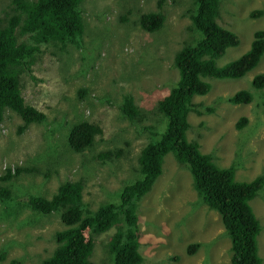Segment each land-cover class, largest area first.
I'll return each mask as SVG.
<instances>
[{"label": "rangeland", "instance_id": "1", "mask_svg": "<svg viewBox=\"0 0 264 264\" xmlns=\"http://www.w3.org/2000/svg\"><path fill=\"white\" fill-rule=\"evenodd\" d=\"M160 1L164 25L146 31L138 23V14L157 10ZM9 2L0 0V11ZM192 6L193 0H83L82 45L71 43L62 51L52 49L55 54L40 53L34 66L36 79L26 78L24 96L41 108L47 119L29 124L21 132L22 119L7 110L0 124V175L8 168H31L11 180L16 194L51 197L61 181L83 178V198L95 210L103 201L117 200L123 186L141 176L138 156L150 137L145 127L155 126L157 133L165 129L158 124L161 117L156 105L177 79L178 69L171 62L174 53L200 35L189 16ZM257 10L263 13L252 16ZM218 21L241 39L239 46L229 48L218 59L223 65L245 52L254 32L264 29V0H221ZM261 72L264 54L256 68L243 77L212 78V89L194 96V102L201 103L200 108L211 106L213 112L199 115L191 111L188 116V135L199 137L201 150L216 156L220 166L234 165L237 180H251L264 173V89L254 88L252 81ZM82 88H88V93L82 94ZM240 89L249 90L253 100L231 102L229 98ZM124 94L133 95L142 111L140 122L129 121L120 111ZM62 116L72 121H96L103 134L92 147L69 151L67 141L61 146L53 141L65 134ZM241 116L248 118L243 128L237 126ZM51 143L57 148L52 150ZM107 150L112 155L105 161L97 156ZM251 204L261 223L258 252L264 260V188ZM31 212L23 208L18 219L41 218ZM138 213L141 264H231V239L218 211L200 199L191 171L172 152L165 156L162 174L141 198ZM43 218L41 223L29 224L26 232L0 222V252L8 251L0 264L13 258L18 259L17 264H40L55 246L54 231L63 224L58 214ZM113 231L95 236L93 264L110 261L103 259L101 241ZM194 242L200 245L189 252Z\"/></svg>", "mask_w": 264, "mask_h": 264}, {"label": "trees", "instance_id": "2", "mask_svg": "<svg viewBox=\"0 0 264 264\" xmlns=\"http://www.w3.org/2000/svg\"><path fill=\"white\" fill-rule=\"evenodd\" d=\"M81 1L10 0L0 11V124L7 110L16 112L22 119L21 132L29 124L47 119V114L24 96L28 84L26 78L36 79L34 66L40 53L49 51L55 54L52 49L62 51L71 43L82 45ZM193 2L189 16L200 37L185 42L172 58V65L178 69L177 79L156 105L161 117L158 124L165 129L157 133L155 126L145 127L149 129L150 137L138 156L141 176L124 185L117 200L103 201L97 209H91L83 198V178L61 181L51 197L35 193L24 195L15 190L20 193L16 194L10 186L11 180L31 168L17 166L14 172L8 168L0 175V222L6 221L8 228L16 225L17 229L26 232L29 224L41 223L43 217L60 215L63 224L54 231L55 246L40 264H93L95 236L111 229L114 231L101 241L104 261L110 259L107 264H141L144 257L139 241L140 200L162 174L165 156L170 152L188 166L200 199L220 214L231 239V264H264L258 252L261 223L251 204L264 188V173L251 180H237L234 165L220 166L216 156L201 150L199 137L188 135L191 111L199 115L213 112L211 106L200 108L201 103H195L194 96L209 92L212 78H240L254 70L264 54V29L254 33L246 52L219 65L218 59L230 46L239 44L240 37L219 23L221 0ZM262 13L257 10L251 15L256 17ZM165 18L160 1L157 10L139 13L137 19L143 29L154 32L164 25ZM252 81L254 88L264 89V72L255 74ZM80 90L82 94L89 91L88 88ZM98 99L102 100V97ZM229 100L249 103L253 94L240 89ZM119 109L133 123L143 119L131 94L123 95ZM60 119L63 131H66L63 137L57 136L53 141L59 146L67 141L69 151L89 148L94 145L96 137L103 134V127L96 121L82 118L72 121L63 116ZM247 123L248 118L241 116L237 126L243 128ZM56 143H51L52 150L57 148ZM111 155L110 150L97 154L104 161ZM23 208L31 209V213L41 218L34 216L28 222L18 219ZM199 245V242L191 243L189 252H194ZM7 253V250L0 252V261L8 257ZM18 262L13 258L7 264Z\"/></svg>", "mask_w": 264, "mask_h": 264}, {"label": "clouds", "instance_id": "3", "mask_svg": "<svg viewBox=\"0 0 264 264\" xmlns=\"http://www.w3.org/2000/svg\"><path fill=\"white\" fill-rule=\"evenodd\" d=\"M82 3H83V0L81 1V9H82V19H83V23H84V27H83V29H85V18H84V14H83ZM193 3H194V2H193ZM192 7H193V6H192ZM189 9H190V8H189ZM193 27H194V26H193ZM194 29H195V28H194ZM195 30H196V29H195ZM196 31H197V30H196ZM256 31H257V30H256ZM256 31H255V32H256ZM197 32H199V31H197ZM255 32H254V33H255ZM83 33H84V30H83ZM199 33H200V32H199ZM238 36H239V35H238ZM199 37H200V35H199L198 37H196L193 41H195V40H196L197 38H199ZM253 39H254V37H253ZM193 41H190V42H193ZM252 41H253V40H252ZM240 42H241V39H240ZM251 43H252V42H251ZM251 43L249 44V47L247 48V50L250 48ZM239 45H240V43L237 44V45H235V46H230L229 48H231V47H237V46H239ZM229 48H228V49H229ZM228 49H227V50H228ZM247 50H246V51H247ZM246 51H245V52H246ZM218 79H221V78H218ZM211 89H212V88H211ZM211 89H210V90H211ZM236 92H237V91H236ZM236 92H235V93H236ZM235 93H234V94H235ZM234 94H233V95H234ZM91 147H92V146H91ZM89 148H90V147H89ZM14 170H15V168L12 169L13 172H14ZM44 196H45V195H44ZM205 204H206V203H205ZM207 206H208V205H207ZM213 210H214V209H213ZM219 216H220V214H219ZM220 217H221V216H220ZM221 220H222V219H221ZM222 225L225 227V225L223 224V221H222ZM139 241H140V237H139ZM230 251H231V254H230ZM229 256L232 257V250H231L230 246H229ZM229 259H230V257H229Z\"/></svg>", "mask_w": 264, "mask_h": 264}]
</instances>
